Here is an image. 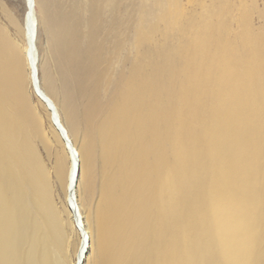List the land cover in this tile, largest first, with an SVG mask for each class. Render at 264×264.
Listing matches in <instances>:
<instances>
[{
    "label": "bare ground",
    "instance_id": "1",
    "mask_svg": "<svg viewBox=\"0 0 264 264\" xmlns=\"http://www.w3.org/2000/svg\"><path fill=\"white\" fill-rule=\"evenodd\" d=\"M178 1L0 23V264H264V30Z\"/></svg>",
    "mask_w": 264,
    "mask_h": 264
},
{
    "label": "rangeland",
    "instance_id": "2",
    "mask_svg": "<svg viewBox=\"0 0 264 264\" xmlns=\"http://www.w3.org/2000/svg\"><path fill=\"white\" fill-rule=\"evenodd\" d=\"M224 5L221 12L222 18L226 21L227 32L234 34L237 32L238 17L241 8L245 7L248 11L249 25L255 32L264 30V0H223ZM217 0H179V6L185 13L201 18L208 9L214 8ZM26 0H0V23L5 25L15 39L22 40L20 26L26 10ZM221 8V7H220ZM13 17L15 24L10 22ZM11 23V24H10ZM19 28V29H18ZM20 33V34H19ZM45 33L41 26L37 29V48L40 57H44ZM31 89V87H30ZM46 116V110L42 107ZM48 118V116H47ZM46 161L48 159L46 158ZM75 237V235L71 236Z\"/></svg>",
    "mask_w": 264,
    "mask_h": 264
}]
</instances>
